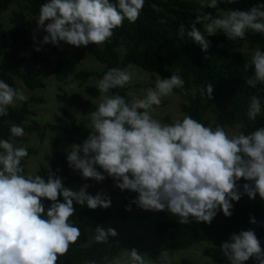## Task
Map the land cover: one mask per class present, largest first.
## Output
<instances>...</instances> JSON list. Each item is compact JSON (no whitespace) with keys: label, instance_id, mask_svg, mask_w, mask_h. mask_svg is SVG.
Returning <instances> with one entry per match:
<instances>
[{"label":"clouds","instance_id":"clouds-1","mask_svg":"<svg viewBox=\"0 0 264 264\" xmlns=\"http://www.w3.org/2000/svg\"><path fill=\"white\" fill-rule=\"evenodd\" d=\"M222 2L232 4L235 0H207L201 9H218ZM144 5L145 0H46L36 20L38 29L47 33L41 43L59 46L64 42L76 47L104 44L125 19L134 23ZM198 24L204 25L203 32ZM248 30L264 35V3L224 10L218 16L201 12L187 35L206 52L210 46L206 35L222 31L235 41L244 39ZM184 33L182 24L178 36ZM131 67L111 68L98 82L101 96L96 110L90 113L91 130L81 144L73 143L70 150L66 149L69 167L97 182L107 173L121 190L138 193L132 203L145 210H167L178 216L181 224L189 223V217L211 224L218 211L230 217L232 201L241 199L237 182L242 178L247 181L244 194L250 199L259 194L264 199V127L229 136L222 126L213 129L188 115L171 123L154 118L153 106H159L174 89L184 87L185 81L178 74L157 79L142 99L129 102L119 94L106 95L110 89L132 82ZM250 68L254 72L246 79L247 85L255 88L258 83L264 84V51L252 53L244 71ZM200 93L212 99V83ZM27 99L22 90L0 80V116H6L16 100ZM260 112L261 100L254 96L249 119L255 120ZM10 133L13 137L25 134L16 124L11 125ZM0 149V264H57L58 257L81 235L80 229L69 223L76 212L74 201L96 209L110 207L111 198L102 192L89 194L87 184L75 191L66 187L49 165L47 179L25 174L21 161L29 155L27 148L0 139ZM45 199L50 202L47 207ZM126 210L130 211L131 205H126ZM249 222L257 223L254 216ZM95 231L98 242L118 235L114 228L97 226ZM220 248L230 264H244L250 258L264 264V249L252 229L232 233ZM130 260L131 264H145L136 249L130 250ZM114 264L121 261L117 259Z\"/></svg>","mask_w":264,"mask_h":264},{"label":"trees","instance_id":"trees-1","mask_svg":"<svg viewBox=\"0 0 264 264\" xmlns=\"http://www.w3.org/2000/svg\"><path fill=\"white\" fill-rule=\"evenodd\" d=\"M14 0H0V44H5L0 57V80H4L10 86L15 87L16 78L23 80V85L31 90L45 86V76L41 72L22 71L21 65L26 62H35L41 66L49 63L50 59L42 53V50L34 51L29 55H22L21 52L34 44L31 36L33 21L28 13L35 16L37 24L39 10L46 0H20V8L13 11L11 22L13 29L7 31L2 23V14L9 9ZM116 3L117 0H111ZM264 3V0H235L229 4L222 2L225 10L248 9L253 5ZM203 12L212 13L218 16L213 8H203ZM201 14L189 8L188 0H145V5L140 12L139 18L131 23L124 20L123 26L113 30V36L103 45L89 44L83 46L85 52L74 53L68 58H59L53 66V73L59 82L74 84L77 88H84L87 93L97 97L101 93L97 85L88 83L93 75L103 77L111 68H127L129 65H137L145 70L155 72L162 78H168L171 74L180 75L185 85L173 91L179 95L181 110L185 114L205 126L213 129L220 125L235 127L239 125L238 131L248 134L258 127H264V84L258 83L255 88L246 83V79L253 75L254 69L244 71V64L250 62L252 54H246L240 50L233 49L227 45V38L219 32L215 36H207L210 46L203 51L201 46L194 42L188 35L191 24L196 15ZM49 21H46L47 24ZM185 26L183 37L178 36L180 25ZM197 27L203 32L204 25ZM36 31L41 39L47 33L43 29ZM9 37V41L7 40ZM237 42L247 41L251 45H258L264 51V35L254 33L251 30L246 32L244 39H236ZM50 44V43H47ZM59 46L68 48L70 45L61 42ZM125 47L123 55L119 48ZM91 53L97 60L105 64L102 70H77V65ZM209 83L213 85L212 99L207 94L201 95L200 89ZM153 88V85H149ZM129 86L110 89L112 95L119 94L131 101L128 94ZM195 90V95H193ZM261 100V112L255 120L248 117V109L252 97ZM21 105L9 106L6 116H0V139L20 140L22 137H13L10 127L13 124L20 125L24 131H37L43 140L47 130L67 132L70 141L81 144L88 136L91 126L79 120L75 113L62 109L54 121L41 124L37 120L27 122L31 112V103L44 102L43 96L30 95ZM59 101L77 106L81 112L88 116L95 111L98 104L92 103V99L84 97L80 92L60 91L57 93ZM217 105V112L212 119L208 111ZM182 117V119L184 118ZM26 147L29 155L21 164L24 172L27 170L28 158L37 152L34 146H27L23 143L16 147ZM3 149H0L2 152ZM52 155L47 154L46 158L51 166L52 172L62 178L63 184L68 186L76 179H84L78 170L69 167L66 159L67 152L55 150ZM60 165V168L58 167ZM58 170V171H57ZM101 171H103L101 169ZM36 174L47 179L45 165L42 164ZM108 182L114 183L113 178L105 173ZM241 199L232 201L233 209L230 217H225L222 211H218L211 224L198 222L194 217H189V223L181 224L179 220L160 218L155 223V234L162 241L169 243L172 249H184L193 246L195 243L205 240H213L214 244L205 249L206 254L217 262H230L220 248L224 241H228L232 233H239L241 230L252 229L260 240L264 249V199L259 194L255 199H250L243 193V184L247 181L243 178L237 182ZM138 193L131 190H124L122 194V205L118 213L122 217L127 216L126 205L137 206L132 201ZM59 200L63 202V197ZM45 207L50 202L43 201ZM76 212L69 218V223L80 229V237L75 243H70L68 251L58 257L57 264H114L117 255L124 247L120 241L108 239L105 242L94 240L97 233L95 228L109 219L113 212L109 208L97 207L90 209L87 205H79L74 201ZM140 208V207H139ZM250 216H254L257 223L249 222ZM160 264H202L189 258H183L177 262H167L164 258L158 259ZM122 264V263H121ZM244 264H257L254 258L245 261Z\"/></svg>","mask_w":264,"mask_h":264},{"label":"rangeland","instance_id":"rangeland-1","mask_svg":"<svg viewBox=\"0 0 264 264\" xmlns=\"http://www.w3.org/2000/svg\"><path fill=\"white\" fill-rule=\"evenodd\" d=\"M189 8L196 12H203L201 9V4L207 3V0H188ZM218 9H215L217 14L220 15L225 9L219 4ZM20 8V0H14L7 11L2 14V23L7 31L13 29V24L11 22V16L14 10ZM199 10V11H198ZM29 18L33 21V29L31 36L34 39V44L30 45L27 49L22 50V55H29L36 51L39 47L42 53L50 59L49 63H45L43 66L35 62H26L21 65L22 71H32L41 72L45 76V86L42 88H36L31 90L23 85V80L21 78H16L15 89L22 90L26 96L35 95L43 96L45 98L44 102L31 103V112L28 115L27 122L33 120L39 121L41 124L51 122L55 120L56 115L62 114V109H67L76 114L79 120L84 121L86 124L91 126L90 119L88 116L84 115L77 106H73L69 103L59 101L57 98V93L60 91L67 92H80L84 97L92 99L95 103L100 102V96L94 97L86 92L82 88H77L74 84H67L64 82H59L56 80L53 73V66L56 60L59 58H68L74 53L85 52L83 46L76 47L70 45L68 48L64 46H54L52 44H43L39 38L36 31V22L34 20L35 16L28 13ZM220 34L226 37V35L220 31ZM227 38V37H226ZM9 41V37H7ZM227 45L233 49L240 50L246 54H252L255 50L260 49L258 45H251L247 41L237 42L232 41L227 38ZM103 45V44H100ZM6 48L5 44H0V57ZM125 47H120L119 51L123 55ZM261 50V49H260ZM105 64L96 59L94 55L88 53L87 56L77 65V70H102ZM133 72V80L128 84V94L131 98H144L146 96L147 89L150 88L149 85L155 87L157 79H163L159 74L145 70L137 65H132L131 69ZM103 77L98 75H93L90 77L88 83L98 85V82ZM153 87V88H154ZM106 95L111 96L112 93L109 91ZM181 98L177 93H173L169 96L163 97L161 104L159 106H153L154 118L160 119L165 123H171L177 120H182L185 115L181 110ZM23 101L16 100L14 105H21ZM217 112V105L213 106L208 111V116L214 118ZM239 125L235 127H227L225 130L229 136L236 135ZM23 139L20 140H9L14 146L23 143L27 146H34L37 152L28 158V165L25 174L35 173L40 169L41 165H45L46 173L49 175L50 166L46 155L50 154L53 158L55 150L66 151L69 146L74 142L70 141V135L63 131H52L47 130V133L42 140L37 131L28 132L24 131ZM76 144V143H75ZM70 150V149H69ZM60 168V165H58ZM51 168V166H50ZM97 170L101 171L99 166ZM89 185L86 191L89 194L95 195L97 192L106 193L111 198V206L108 207L113 215L101 223V227L107 230L108 228H114L118 235L108 236V239H113L124 243V247L120 250L117 255V259L121 261L122 264H131L130 260V250L136 249L139 254H141L145 264H160L158 259L164 258L167 262H177L183 258H189L202 264H230V262H217L208 254H206L205 249L214 244L213 240H205L195 243L193 246L184 249H172L169 243L162 241L155 234V223L160 218L179 220V217L172 214L171 212L164 211H154L145 210L139 208L138 206L132 207L131 210H127V216L122 217L118 213L122 205V194L124 190L118 188L114 183L108 182L106 178L103 181L97 182L92 178L88 179H76L72 181L68 186L72 190H79L83 185ZM84 205H87L86 203ZM94 240H96L94 238Z\"/></svg>","mask_w":264,"mask_h":264}]
</instances>
